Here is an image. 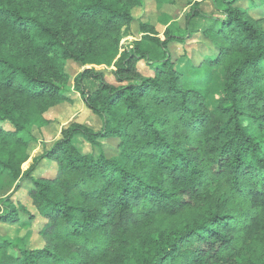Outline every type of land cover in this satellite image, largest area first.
Returning <instances> with one entry per match:
<instances>
[{"label": "trees", "instance_id": "16d2710c", "mask_svg": "<svg viewBox=\"0 0 264 264\" xmlns=\"http://www.w3.org/2000/svg\"><path fill=\"white\" fill-rule=\"evenodd\" d=\"M62 1L69 15L53 22L22 0H0V123L15 128L0 130L14 144L0 149V170L31 184L36 211L8 197L0 222L45 221L43 248L3 238L0 264H264V0H220L215 18L196 3L184 27L162 34L142 22L160 59L140 40L120 47L121 28L129 34L135 20L132 7L148 0ZM199 19L214 24L199 31ZM200 33L214 56L198 65L186 55L173 61L170 45ZM108 37H115L110 45L102 42ZM117 58L116 84L89 67H111ZM68 61L84 67L75 91L102 128L73 122L22 178L29 160L18 137L29 126L23 112L33 99H63ZM205 64L223 71L214 110L187 86V74ZM77 136L115 147L110 155L86 154ZM44 160L57 164L54 176L35 175Z\"/></svg>", "mask_w": 264, "mask_h": 264}, {"label": "rangeland", "instance_id": "374dc122", "mask_svg": "<svg viewBox=\"0 0 264 264\" xmlns=\"http://www.w3.org/2000/svg\"><path fill=\"white\" fill-rule=\"evenodd\" d=\"M26 6L33 10H42L47 17H50L53 22H57L69 15V11L63 6L62 0H22ZM260 4V0H254ZM218 2L220 0H148L144 7H132V13L135 18L134 22L129 27L121 28L120 37L122 45H130L136 40H140L144 48L149 51L154 59H160L163 53L156 45L144 39L145 34L141 33L140 25L142 22H150L155 26L161 34L167 29L176 30L179 27L185 26V16L190 11L191 7L199 3L200 8L207 15L215 18L221 16ZM128 5L127 3L125 6ZM222 5V4H221ZM238 6L246 8L247 2L241 1ZM260 11H256L259 14ZM213 22L210 20L199 19L195 21V29L203 31L211 26ZM115 38V37H114ZM113 37L104 38V44H112L115 40ZM18 48H22L19 45ZM170 51L173 61L177 62L180 58L188 56L196 65L204 58L213 57L215 51L211 44L200 33L195 39L189 40L186 44H171ZM119 58V57H118ZM118 58L114 61L111 67L107 66H89L103 71L106 74L107 80L110 83L116 84L112 71L116 65ZM84 67L79 64L68 61L66 62L65 70L69 75L66 83L65 94L59 102H43L42 100L33 99L29 102L24 110V115L29 122L28 130L18 135L25 149L29 154V160L22 166V178L24 174L32 167L36 157H39L51 150L55 142L62 137V131L73 122H78L87 127L99 131L102 128V121L94 115L85 105L79 92L75 91L74 79L82 72ZM139 70L145 76H151L148 66L141 62ZM187 86L195 88L206 97V104L210 110L216 109L221 98V86L223 82V71L221 69L212 68L205 64L199 70H192L187 74ZM0 130L5 133H15V128L10 122L0 123ZM1 132V131H0ZM75 146L83 153L99 156L104 150L110 155V150L115 147V142H102L101 147H92L86 143L81 136H77L74 140ZM9 147L10 150L14 147L13 142L6 140L4 134H0V149ZM57 164L50 160H44L40 165L36 176L50 177L56 174ZM20 184L21 189L17 192V186ZM31 184L28 181H14L11 173L0 170V215L5 211L2 201L8 197H13L15 200L21 198L22 205H25L32 214L36 215V211L31 205L30 197L28 196ZM32 222V221H31ZM29 221H23L18 225H6L0 222V240L3 238L11 239L13 242L20 241L24 238L28 239V247L30 249L43 248L45 242L42 240L40 232L45 221L39 216L31 224ZM31 224V226H30Z\"/></svg>", "mask_w": 264, "mask_h": 264}]
</instances>
